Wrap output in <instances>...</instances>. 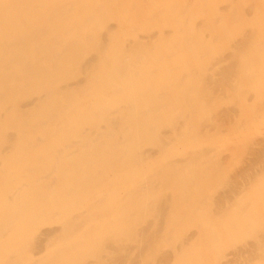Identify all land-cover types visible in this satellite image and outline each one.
<instances>
[{"label":"bare ground","instance_id":"bare-ground-1","mask_svg":"<svg viewBox=\"0 0 264 264\" xmlns=\"http://www.w3.org/2000/svg\"><path fill=\"white\" fill-rule=\"evenodd\" d=\"M145 2L0 0V264H74L75 252L83 258L77 264H177L184 258L189 264H253L254 250L264 256V226L257 220L262 210L241 216L242 234L256 236V243L244 258L224 261L218 257L226 236L219 220L232 218L233 204L223 207L204 195L193 217L195 201L184 197L182 181L203 193L210 172L213 181H227L234 200L255 201L252 187L264 181V164L245 186L225 180L226 164L206 147L225 128L216 119L208 130L204 124L212 123L200 116L211 99L209 68L194 85L179 62L168 76L153 66L177 44L189 55L221 39L236 50L223 56L221 79L213 80L227 90L230 76L247 66L258 69L264 0ZM139 3L155 24L192 29L151 43L139 35ZM244 10L259 13L249 32L234 24ZM112 13L116 26L110 25ZM222 24L233 30L228 41L220 34L201 36ZM263 77L264 70L243 74L238 89ZM136 83L144 84L143 94L133 90ZM177 93L183 94L184 132L173 112ZM154 145L182 152V158L156 159ZM52 220L60 226L39 239L32 224ZM189 225L198 229L186 232Z\"/></svg>","mask_w":264,"mask_h":264},{"label":"rangeland","instance_id":"rangeland-1","mask_svg":"<svg viewBox=\"0 0 264 264\" xmlns=\"http://www.w3.org/2000/svg\"><path fill=\"white\" fill-rule=\"evenodd\" d=\"M61 1V0H56ZM221 5L225 4L230 0H221ZM234 3H241V0H233ZM141 3V2H140ZM138 4L135 7V17L139 21L141 26L139 30V35L146 38L151 43L157 44V40L160 38L172 35V34H183L192 29V26L184 28L180 25L169 26L164 25L161 22L156 24L153 22L152 15L149 14L147 7L143 4ZM146 4L150 5V0H146ZM244 6V5H243ZM114 18L110 21L111 26L117 25V16L111 14ZM258 11L244 10L237 14L234 24L240 27L239 30L243 32H249V26L251 23L258 18ZM203 21V18L198 20ZM205 23H201L198 27L204 26ZM129 31H124V35H129ZM233 33L232 28L229 25L222 24L219 30L214 29L213 31L204 29L201 36L206 35L210 37L211 35L217 37L220 34V38L227 40L231 37ZM197 38V36H191ZM218 44L215 46H208L202 48H194L195 52L193 54L187 55L181 44L178 45V49L173 52L172 55L165 57L160 63L154 64L157 67V71L164 73L166 76L175 74L173 71V66L176 65L175 62H179L180 69L191 77L193 84L196 85L198 79L202 76V69L204 66L209 68L208 72V83L207 87L210 91V103L206 106L200 107L201 118L204 122H211L212 124H204L206 129H212L214 127L213 121L220 119L224 125V131L221 136L211 138L206 141L208 146L213 148L221 161L226 164V176L230 177L233 182H236L238 186H245L247 182V176L251 175L256 171L259 165L264 164V77L260 80L254 81L250 88L244 91H240L238 88L241 83V76L253 77L256 76L259 71L262 75L264 70V49H261L257 56V66L246 67L240 73H235L229 78L230 86L227 87L229 90L232 87V91L228 93L227 90L218 89L214 86L213 80L221 79L220 66L223 64V56L236 52L233 45L227 44L222 45L221 39L217 41ZM140 59L146 60L143 54H140ZM241 62L244 64L246 62L245 57L241 56ZM175 61V62H174ZM133 90L137 93L143 94L146 88L143 83H136L133 86ZM183 98L182 93H177L175 95V100L178 103L173 108V112L180 118V123L185 124L183 132L187 129V122H185L183 115V107L179 104L180 100ZM140 130V129H139ZM162 130L170 134V131L166 127H162ZM231 131V132H230ZM234 131V132H233ZM244 133V134H243ZM208 136L206 135V138ZM148 139H146L147 141ZM192 147V146H191ZM190 147V148H191ZM205 145L203 148H206ZM183 147H179V151ZM153 157L160 160H166L172 158L181 159L182 152L169 153L168 150H161L158 146L154 145L151 148ZM238 157V158H237ZM261 157V158H260ZM260 159V160H259ZM263 162V163H262ZM185 173L188 169L185 168ZM210 179L209 186L202 192L198 189L196 183L189 181H182L185 189L184 197L188 200L195 201V207L191 212L193 217L198 215L199 203L203 196H210L212 200L216 201V204L220 206H228L233 204V209L235 210L231 219H221L219 220V225L224 228L226 236L218 242V257L224 261H229L235 259L237 256L242 255L243 258L246 255L248 249L252 248V245L256 243V236L252 234L245 233L242 234L240 230L241 216L248 212L255 211V213L261 211L257 220L261 222L264 226V181L259 185H254L252 187L253 198L255 201L249 199L234 200L227 194L229 186L227 181L219 182L218 180L213 181L212 172L209 173ZM250 177V176H249ZM264 179V178H263ZM251 189V188H250ZM33 229L37 230L36 234L39 239L42 234L48 229L57 228L60 226L59 221H39L38 223L32 224ZM113 224L107 226V229H112ZM198 227L189 225L186 228V232L194 233ZM138 253V252H137ZM136 255V250L132 251L131 257ZM260 250H254L253 264H264V256H261ZM39 254H36L34 258H38ZM72 263L77 264L82 261L80 252H75L70 257ZM177 264H189V260L184 258Z\"/></svg>","mask_w":264,"mask_h":264}]
</instances>
